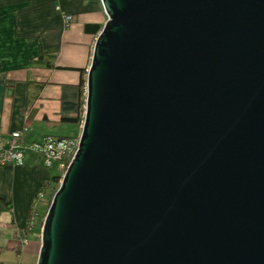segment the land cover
Wrapping results in <instances>:
<instances>
[{"label":"water","instance_id":"95a60500","mask_svg":"<svg viewBox=\"0 0 264 264\" xmlns=\"http://www.w3.org/2000/svg\"><path fill=\"white\" fill-rule=\"evenodd\" d=\"M101 2L36 264H264V0Z\"/></svg>","mask_w":264,"mask_h":264},{"label":"crops","instance_id":"0c3cea01","mask_svg":"<svg viewBox=\"0 0 264 264\" xmlns=\"http://www.w3.org/2000/svg\"><path fill=\"white\" fill-rule=\"evenodd\" d=\"M66 14L74 19L70 26L64 25ZM107 22L101 0H0V136L21 131L28 148L23 164L0 166V198L12 206L0 216V253L5 248L18 258L29 255L26 264L37 263L41 248L40 235H32L27 244L21 235L30 206L62 172L60 165L56 172L47 168L30 148L46 136L80 138L82 126L62 123L63 86L80 83L79 69L87 77ZM91 25H99L100 31L88 30ZM44 52L50 53L42 56ZM48 63L57 68H48ZM69 126L68 133L53 131Z\"/></svg>","mask_w":264,"mask_h":264},{"label":"trees","instance_id":"16d2710c","mask_svg":"<svg viewBox=\"0 0 264 264\" xmlns=\"http://www.w3.org/2000/svg\"><path fill=\"white\" fill-rule=\"evenodd\" d=\"M100 28L101 27L99 25H91L88 27V30H91L93 33L96 34L100 31ZM47 53L50 52H44L42 53V56L46 55ZM53 53L57 54L58 52H53ZM47 67L50 69L57 68L54 66V63H48ZM78 71L82 74L80 83L75 86L72 85L63 86V93H62V115H63L62 123L69 124L72 126H77V128L83 125L84 116H85V106H86V72L83 69H79ZM3 80L4 79H2V81ZM4 82L8 84L7 80H4ZM11 86H13V84L9 83L8 87ZM47 141H55L58 143L67 144L70 157L67 158L65 161L66 164V168L64 170L65 173L67 167L69 166L77 150L78 144L76 138H72L69 136H59V137L46 136L38 143L43 144ZM57 164L59 165V163ZM61 179L62 176L54 177L52 183L47 184L44 187V190L40 191L45 194L44 200H37L40 192L37 193L36 198L34 199V201L30 206V214L28 217L26 227L21 232V235L24 236L25 238L30 239V237L35 234L36 228L39 227L40 229H42L44 219L47 215L53 197L59 189ZM34 203H36L37 205L36 209H33L32 207ZM11 211H12V206L4 198H0V216L3 213L11 212ZM34 218L35 220H33Z\"/></svg>","mask_w":264,"mask_h":264},{"label":"built area","instance_id":"2783aa9c","mask_svg":"<svg viewBox=\"0 0 264 264\" xmlns=\"http://www.w3.org/2000/svg\"><path fill=\"white\" fill-rule=\"evenodd\" d=\"M64 25L70 26L74 19L71 15H63ZM22 132L16 131L9 136H0V166L21 165L24 163L27 147L22 144ZM34 153L39 155L47 168H52L54 164L59 163L62 170H65V161L69 158V149L66 143H58L55 141H47L43 144L35 143L30 148ZM68 168V167H67ZM45 194L40 192L37 200H44ZM36 198V197H35ZM36 209V203L33 204ZM35 220V218L33 219ZM23 242L28 243V239L24 236Z\"/></svg>","mask_w":264,"mask_h":264},{"label":"rangeland","instance_id":"374dc122","mask_svg":"<svg viewBox=\"0 0 264 264\" xmlns=\"http://www.w3.org/2000/svg\"><path fill=\"white\" fill-rule=\"evenodd\" d=\"M71 126H69V127H66L65 129H63V128H60V130H56V132H55V130H53L54 131V133L55 134H60V133H63V131H65V133H68L69 131V128H70ZM63 129V130H62ZM70 129H72V127L70 128ZM62 130V131H61ZM78 142H79V139L77 140V144H78ZM57 166H58V164L56 163V164H54V166H53V169H54V172H56V168H57ZM62 172H63V174H64V170H62ZM61 172V173H62ZM59 173H60V171H59ZM56 174V176H58V175H62V174ZM63 176V175H62ZM50 193V192H49ZM1 232L2 231H0V234H1ZM35 233H36V235H40L41 236V234H42V229H40L39 227L36 229V231H35ZM39 236V237H40ZM40 239V238H39ZM31 240H34V238H31ZM39 246L41 247V241L39 240ZM30 259V256L29 255H26L25 257H22V258H18L17 257V254H15V253H13V252H10V251H8L7 249H5L4 248V250H3V252H1L0 253V264H26L27 262H28V260ZM34 264H35V262H34Z\"/></svg>","mask_w":264,"mask_h":264}]
</instances>
